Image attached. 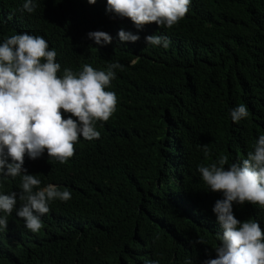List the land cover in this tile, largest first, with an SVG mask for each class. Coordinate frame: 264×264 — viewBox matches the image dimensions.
<instances>
[{
	"label": "trees",
	"instance_id": "trees-1",
	"mask_svg": "<svg viewBox=\"0 0 264 264\" xmlns=\"http://www.w3.org/2000/svg\"><path fill=\"white\" fill-rule=\"evenodd\" d=\"M24 2L0 0V42L27 32L55 49L61 70L79 72L89 64L107 71L115 62L123 70H115L106 88L117 104L109 120L95 122L100 137H80L73 157L47 170V182H59L71 199L45 219L34 235L35 251L0 248V264L216 258L215 234L222 229L213 207L223 193L208 189L198 166L221 155L239 162L264 135V0H191L171 29L152 23L135 43L120 41L119 30L129 29L107 11V0H36L33 13L21 11ZM92 31L109 33L112 43L95 44ZM149 35L170 44L147 45ZM240 104L249 114L233 122L231 110ZM233 213L264 230L259 205L234 202ZM200 237L205 243H194Z\"/></svg>",
	"mask_w": 264,
	"mask_h": 264
},
{
	"label": "clouds",
	"instance_id": "clouds-1",
	"mask_svg": "<svg viewBox=\"0 0 264 264\" xmlns=\"http://www.w3.org/2000/svg\"><path fill=\"white\" fill-rule=\"evenodd\" d=\"M95 4L96 0H88ZM191 0H107V11L120 17L121 42H137L152 23L171 29L189 11ZM36 0H25L21 11L33 13ZM88 38L97 45L112 43L104 31H92ZM147 45L167 48V37L149 35ZM91 48V46H89ZM57 52L49 49L43 36L27 32L0 42V248L11 253L35 251L34 235L44 229L45 219L56 204L71 199L59 182H47L51 163H65L75 154V144L83 137L98 139L96 121H107L116 110L115 92L107 91L123 70L119 62L107 71L84 64L73 72L62 68ZM137 59L132 60L135 65ZM70 114V115H69ZM246 105L231 110L233 122L248 116ZM204 155L208 145H202ZM228 165L227 167H225ZM208 189L223 193L213 212L222 232L216 233L219 246L214 259L203 264H264V230L258 221L241 222L233 213V203L246 202L264 210V135L246 158L229 164L221 155L209 166H198ZM194 243H205L203 237ZM147 264H160L159 259ZM185 264H191L186 261Z\"/></svg>",
	"mask_w": 264,
	"mask_h": 264
}]
</instances>
